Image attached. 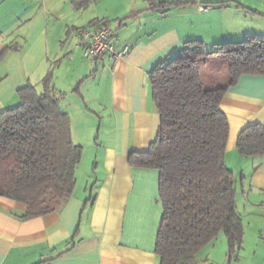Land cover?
Segmentation results:
<instances>
[{"label":"crops","instance_id":"obj_1","mask_svg":"<svg viewBox=\"0 0 264 264\" xmlns=\"http://www.w3.org/2000/svg\"><path fill=\"white\" fill-rule=\"evenodd\" d=\"M150 3L0 0V112L18 105L19 89L30 84L40 90L51 74L71 134L77 126L73 119L81 116L86 126L81 130L100 142L82 184L76 179L60 210L23 220L18 217L26 206L0 197V264H159L154 253L162 217L158 172L127 163L130 153L148 150L157 132L149 72L185 41L213 46L264 32L254 25L232 31L213 22L214 16L222 21L238 16L233 4L196 2L161 12ZM102 19L122 20L114 42L129 46L124 57H83L75 33ZM220 108L229 125L224 160L236 176L235 204L243 227L242 244L229 264H264V156L244 158L236 150L243 128L264 126V75L240 76Z\"/></svg>","mask_w":264,"mask_h":264},{"label":"trees","instance_id":"obj_2","mask_svg":"<svg viewBox=\"0 0 264 264\" xmlns=\"http://www.w3.org/2000/svg\"><path fill=\"white\" fill-rule=\"evenodd\" d=\"M189 2L151 1L150 9L165 12ZM215 54L224 55L229 78L206 88L202 74ZM242 75H264V35L214 44L211 51L201 40H188L149 72L157 132L148 150L130 153L127 163L158 172L162 217L154 253L159 264H196L198 253L220 234L229 264L242 244L235 178L224 160L229 125L220 108L227 88ZM17 94L18 105L0 112V197L25 205L18 217L25 220L60 210L72 196L82 147L72 141L51 74L40 90L28 84ZM236 150L244 158L264 156V126L243 128Z\"/></svg>","mask_w":264,"mask_h":264},{"label":"rangeland","instance_id":"obj_3","mask_svg":"<svg viewBox=\"0 0 264 264\" xmlns=\"http://www.w3.org/2000/svg\"><path fill=\"white\" fill-rule=\"evenodd\" d=\"M155 1V0H151ZM158 1H165V0H158ZM157 1V2H158ZM168 2H177L179 0H166ZM190 1L188 6H196L195 3L197 2L198 5L207 6V5H219L223 3L233 4L240 10V14L238 16L227 17L224 21L218 16H212L213 22L217 23V25H221V27H229V30L237 31L245 27V25L255 27L258 33L264 32V22L261 20H257L256 17L257 13L253 11V9L257 10L258 16H264V0H185ZM191 1L194 2L191 4ZM187 5V4H186ZM179 7V6H177ZM174 6L173 8H177ZM171 8V9H173ZM246 14H245V13ZM247 15V19L246 18ZM211 17V16H210ZM108 21V20H107ZM226 21H231L227 26ZM111 24H114V20H110ZM245 23L244 26H242ZM262 24V25H261ZM258 35H263L258 34ZM244 38H239V40H226L219 43L224 42H239L242 41ZM220 41V40H219ZM217 43V42H216ZM213 46L205 45L206 50L212 49ZM226 60L223 54H215L210 55L208 57L207 65L204 67V71L202 74V81L206 88L212 87V82L217 83L216 85H224L229 78L228 69L226 65ZM81 120V121H80ZM74 122H77L76 128H74V134H71L72 141L75 144L82 146V157L80 163L76 170V179L78 180V186L82 184V178L86 173V170L90 168L91 162L94 159L93 148L95 144L99 145V140L97 136L90 134V132H86V126L82 125L81 116H77L76 121L73 119ZM78 121L79 124L78 125ZM70 122V117H69ZM76 124V123H75ZM76 129V130H75ZM81 129H85L82 131ZM73 135V136H72ZM96 137V138H95ZM94 139V140H93ZM101 145V144H100ZM236 179V176H235ZM213 245L205 246L198 254L197 258L199 261L208 264H227V261L222 259L227 253V244L225 238L222 234L218 236V238L212 243Z\"/></svg>","mask_w":264,"mask_h":264},{"label":"built area","instance_id":"obj_4","mask_svg":"<svg viewBox=\"0 0 264 264\" xmlns=\"http://www.w3.org/2000/svg\"><path fill=\"white\" fill-rule=\"evenodd\" d=\"M117 28V22L112 25L111 22L102 19L95 26L77 29L75 36L83 57L90 60H95L102 55H108L113 59L124 57L129 46L126 44L116 46L114 40Z\"/></svg>","mask_w":264,"mask_h":264}]
</instances>
